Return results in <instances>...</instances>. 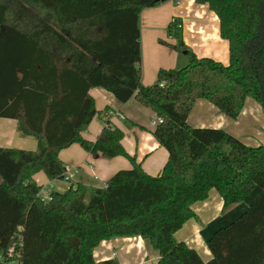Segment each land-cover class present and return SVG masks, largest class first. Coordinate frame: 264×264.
<instances>
[{"label":"trees","instance_id":"obj_1","mask_svg":"<svg viewBox=\"0 0 264 264\" xmlns=\"http://www.w3.org/2000/svg\"><path fill=\"white\" fill-rule=\"evenodd\" d=\"M173 0H0V118L34 139V152L0 148V264H117L95 261L101 242L140 237L155 264H264V145L247 147L222 130L196 129L187 118L198 100L235 120L248 99L264 110V0H196L206 4L228 43L227 66L198 59L174 21L172 47L184 66L160 70L141 84V12ZM179 25V27H178ZM101 88L120 103L131 98L162 123L153 136L168 154L157 176L122 147L109 123L94 142L81 136L98 114L88 91ZM129 161L87 199L81 186L41 201L33 177L61 181L59 153ZM214 190L222 213L246 211L207 240L204 262L175 234Z\"/></svg>","mask_w":264,"mask_h":264},{"label":"crops","instance_id":"obj_2","mask_svg":"<svg viewBox=\"0 0 264 264\" xmlns=\"http://www.w3.org/2000/svg\"><path fill=\"white\" fill-rule=\"evenodd\" d=\"M181 24L182 41L198 59L208 58L224 66L228 65V43L220 38L216 15L206 4L196 0H173L146 9L139 18L141 51V84L152 86L160 70H173L184 66L186 59L172 47L175 40L169 34L172 21ZM88 95L98 113L81 134L83 139L94 142L103 129V116L111 126L124 133L122 147L141 164L149 176H157L164 167L168 154L153 136L156 115L139 104L134 97L126 103L118 102L114 96L101 88H92ZM187 124L196 129L222 130L247 147L264 145V110L254 101L245 102L240 115L231 120L205 100L195 102L187 118ZM34 142V143H33ZM24 141L17 132V121L0 118V148L34 152L36 141ZM65 167L76 170L72 186H81L88 199L92 193L103 189L109 179L118 171L131 168L122 157L105 159L86 153L74 144L59 153ZM96 177V178H95ZM38 186H51L53 191L64 192L67 185L61 181H49L38 173L33 177ZM223 202L219 195L210 191L206 201L196 203L192 210L200 223L190 220L175 234V239L193 249L207 262L211 255L206 247L207 240L219 228L230 224L246 211L242 204L222 213ZM95 261L113 260L117 264H155L157 254L140 238H122L103 241L94 249ZM16 264V263H11Z\"/></svg>","mask_w":264,"mask_h":264},{"label":"built area","instance_id":"obj_3","mask_svg":"<svg viewBox=\"0 0 264 264\" xmlns=\"http://www.w3.org/2000/svg\"><path fill=\"white\" fill-rule=\"evenodd\" d=\"M174 20L171 22V24H174ZM179 27V25H178ZM162 123V120L159 119V118H155L153 121H152V125L153 126H157L159 124ZM76 173V170H72L68 167H65V174H64V177L63 179L61 180V182L65 183L67 185V189L69 187L72 186V181H73V178H74V175ZM96 178V177H95ZM41 187V191L40 193L38 194V197L40 198L41 201H48L49 198H50V193L53 191V188L51 186H39ZM104 187H106V184L104 185Z\"/></svg>","mask_w":264,"mask_h":264},{"label":"rangeland","instance_id":"obj_4","mask_svg":"<svg viewBox=\"0 0 264 264\" xmlns=\"http://www.w3.org/2000/svg\"><path fill=\"white\" fill-rule=\"evenodd\" d=\"M19 137H20L21 139H23L24 141H31V142L35 141L34 139L27 138V137H22V136H20V135H19ZM33 143H34V142H33Z\"/></svg>","mask_w":264,"mask_h":264}]
</instances>
